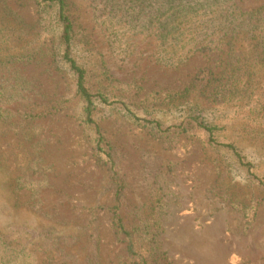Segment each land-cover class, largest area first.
Listing matches in <instances>:
<instances>
[{"label":"rangeland","instance_id":"374dc122","mask_svg":"<svg viewBox=\"0 0 264 264\" xmlns=\"http://www.w3.org/2000/svg\"><path fill=\"white\" fill-rule=\"evenodd\" d=\"M69 1L90 34L94 63L109 78L140 86L137 104L152 92L183 89L207 65L196 56L177 70L159 66L147 32L132 37L128 57L126 33L118 35L124 22L106 21L104 0ZM231 4L236 13L238 7L247 12L264 7V0ZM0 15H16L28 26L23 42L39 46L31 29L39 20L34 0H0ZM44 44L40 58L0 76V229H10L13 240L25 238L28 253L42 264H139L107 212L114 185L76 120L71 78L52 67L44 49L51 44ZM136 93L129 89L126 95ZM145 111L168 126L180 115ZM256 114L246 129L245 120L233 122V131L264 139V111ZM100 124L123 180L119 214L147 264H264V189L198 137L161 140L115 114ZM248 151L249 160L260 159L262 175L264 143L255 141Z\"/></svg>","mask_w":264,"mask_h":264},{"label":"trees","instance_id":"16d2710c","mask_svg":"<svg viewBox=\"0 0 264 264\" xmlns=\"http://www.w3.org/2000/svg\"><path fill=\"white\" fill-rule=\"evenodd\" d=\"M34 1L39 13L38 22L31 27L40 43L36 49L20 36L28 26L16 15H0V76L16 73L18 65L33 63L43 54L44 42H50L51 47L44 49L52 67L71 78L79 102L76 120L88 133L97 157L108 165L115 201L107 212L118 234L127 241L130 259L147 264L119 214L123 180L101 119L115 114L161 140L198 137L218 159L246 175L253 186L264 189V173L257 171L260 159L248 157L255 141L264 143L262 134L245 137L233 131L234 123L245 120L246 129L250 120H258L256 113L264 111V7L247 12L238 7L236 13L233 0H104L106 21L118 18L119 25L124 22L118 35L122 30L126 33L123 46L128 57L133 53H129L132 37L147 32L156 43L153 55L161 67L177 70L196 56L206 59L207 65L183 89L152 92L137 104L140 86L109 78L104 66L94 63L90 34L72 14L71 2ZM129 89L137 93L130 97L126 95ZM145 109L177 111L180 115L176 124L168 126ZM231 133L234 136L229 139ZM11 235L10 229H0V264H42L28 253L25 238L13 240Z\"/></svg>","mask_w":264,"mask_h":264}]
</instances>
